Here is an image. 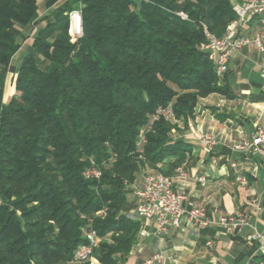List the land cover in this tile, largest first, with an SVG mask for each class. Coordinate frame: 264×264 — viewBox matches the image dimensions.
I'll use <instances>...</instances> for the list:
<instances>
[{"label": "trees", "instance_id": "1", "mask_svg": "<svg viewBox=\"0 0 264 264\" xmlns=\"http://www.w3.org/2000/svg\"><path fill=\"white\" fill-rule=\"evenodd\" d=\"M43 3L51 12L40 19L41 0H0V264H71L91 229L102 238L99 263L121 264L141 230L129 199L138 175L170 177L189 151L170 140L173 121L148 131L152 116L171 105L187 121L202 98L234 97L204 49V27L223 37L235 1ZM74 11L83 18L75 40ZM42 23L5 103L20 28ZM92 160L99 180L87 177Z\"/></svg>", "mask_w": 264, "mask_h": 264}, {"label": "crops", "instance_id": "2", "mask_svg": "<svg viewBox=\"0 0 264 264\" xmlns=\"http://www.w3.org/2000/svg\"><path fill=\"white\" fill-rule=\"evenodd\" d=\"M234 1L236 4L238 0ZM50 12L45 8L40 19ZM43 25L20 28L22 46L11 62L15 72L7 76L4 102L16 94L17 71L25 56L33 52L38 28ZM259 30L258 23L251 21L240 29V34L251 37ZM13 61L18 65H13ZM263 70L264 50L255 45H249L229 57L226 78L234 97L211 94L200 100L193 118L174 122L176 129L172 131L170 140L184 143L189 151L170 177L174 178L175 190L186 194L187 207L204 205L214 219L243 212L253 217L258 231L264 234V165L258 156H245L233 151L235 144L250 139L258 127L264 128ZM204 134H210L217 140L211 153L201 145ZM175 160L177 157L166 162L170 164ZM232 162H237L239 168H232ZM179 168L186 172V180L178 178ZM143 172L133 186L134 195L135 190L143 185ZM241 176L247 179V184L241 181ZM200 177L207 179L206 186L199 183ZM255 198L260 200L262 207L257 216L252 203ZM136 209L131 217L141 223V230L136 245L121 264H144L156 253L162 256L156 264H264V251L261 244L251 238L250 229L228 234L217 228L197 231L171 227L166 235L158 237L154 233V223L138 218ZM209 240L214 242L212 249L206 245ZM94 264L101 263L97 260Z\"/></svg>", "mask_w": 264, "mask_h": 264}, {"label": "built area", "instance_id": "3", "mask_svg": "<svg viewBox=\"0 0 264 264\" xmlns=\"http://www.w3.org/2000/svg\"><path fill=\"white\" fill-rule=\"evenodd\" d=\"M234 11L237 19L228 26L223 37H216L204 27L207 39L204 49L215 62L218 77H222L228 72V60L233 53L249 45H255L260 50H264V0H238L234 6ZM251 21L258 23L260 27L259 32L251 37L242 36L240 29L244 28ZM69 32L74 40L83 36V18L81 11L71 13ZM161 118L175 122L171 105L166 108H160L152 116L147 130H151L152 125ZM141 141L142 143L146 142L144 136ZM201 145L207 152L211 153L217 145V140L210 134H204L201 137ZM233 151L245 156H258L264 165V128L258 127L250 139L235 144ZM91 162L92 168L87 173V177L99 180L102 177V171L96 167L93 160ZM231 166L234 169L239 168L237 162H232ZM177 176L182 180L187 179V174L183 168L177 170ZM198 181L202 186H206L207 184L205 177H200ZM241 181L247 184V179L244 176H241ZM135 195L140 201L136 209L137 217L148 222H153L154 233L158 237L166 235L171 227L176 229H194L197 231L217 228L228 234L250 229L252 231L251 238L259 242L264 251V234L258 231L251 215L248 216L243 212H237L233 215L221 216L218 219H214L209 215L204 205L187 207L186 201L188 198L185 193L175 190L174 178L172 177L164 176L158 172H151L145 176L143 185L135 190ZM252 203L254 204L255 216H257L262 210L260 200L255 198L252 200ZM85 238L87 243L81 245L76 250L71 263L94 264L97 262L94 254L100 247L102 238L93 229L85 233ZM206 245L212 249L214 242L209 240ZM161 259V254L156 253L147 259L144 264H156Z\"/></svg>", "mask_w": 264, "mask_h": 264}, {"label": "rangeland", "instance_id": "4", "mask_svg": "<svg viewBox=\"0 0 264 264\" xmlns=\"http://www.w3.org/2000/svg\"><path fill=\"white\" fill-rule=\"evenodd\" d=\"M44 9H45L44 4H41V6H40V12H39V13L44 14ZM179 15H180L182 18L186 19V20L188 19L187 15H186L185 13H183V12H180ZM30 40H31V39H30ZM30 42H31V41H30ZM13 65H15V66L18 65V64H17V61H13ZM7 102H8V101H7ZM7 102H5V103H7ZM143 171H144L143 173H145V176L151 173V172L147 173L145 170H143ZM152 172H155V171H152ZM133 188H134V187H132V192L134 191ZM129 199L132 200V201H134L137 205H139V203H140L139 199H138L133 193H131V194L129 195ZM103 212H104V211H103ZM98 215H99V216H104L105 214H104V213L102 214V212H99ZM94 258H95V260H97L95 256H94ZM71 264H78V263L73 262V263H71ZM88 264H91V263H88Z\"/></svg>", "mask_w": 264, "mask_h": 264}]
</instances>
